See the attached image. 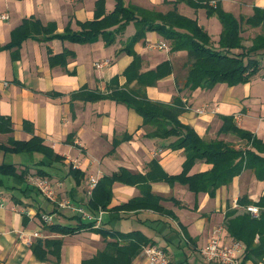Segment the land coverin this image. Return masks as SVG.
<instances>
[{"label": "crops", "instance_id": "obj_1", "mask_svg": "<svg viewBox=\"0 0 264 264\" xmlns=\"http://www.w3.org/2000/svg\"><path fill=\"white\" fill-rule=\"evenodd\" d=\"M98 1L0 0V15L9 17L0 20V119L8 123L0 122V166L15 169L13 175L0 172V198L4 201L0 208V264H82L109 255L107 245L116 242L111 236L117 235L123 246L128 240L119 235L132 233L165 249L170 264H220L207 262L201 254L212 233L220 228L223 245L241 243L236 253L239 264H264V257L245 260L246 246L233 236L254 217L248 207L259 208V216L264 213V179L245 170L214 195L169 182L182 174L187 161L184 149L170 146L177 138L164 136L171 126L145 125L143 118L117 97L121 91H132L154 103L183 107L179 121L202 139L253 150L246 141L219 131L222 117H232L240 129L264 142L262 79L181 92L188 74L187 52H172L171 42L157 31L147 30L140 40L132 41L141 15L153 22L155 15L175 12L197 21L219 49L222 25L216 15H208V9L218 7L238 19L249 18L255 8L264 9V0H120L124 7L136 11L138 20L113 26L91 43L67 39L81 33L83 24L95 21ZM102 1L100 20L117 5V0ZM25 22L28 25L24 27ZM262 32V28L243 25L242 45L250 48ZM23 33L29 38L22 40ZM159 44L167 48L154 47ZM259 60L264 65V52ZM199 109L205 113L197 114ZM34 138H39L45 149L15 151L11 147L12 141ZM255 151L264 157V152ZM212 167L198 160L189 176ZM39 170L47 176L38 174ZM92 176L102 183L94 198L104 202L109 197L110 201L102 225L73 235L52 232L53 225L74 228L88 222L58 211L38 192L35 178H47L59 198L95 213L89 208L93 196L88 195V180ZM156 197L162 199L163 212L131 204L152 203ZM44 213L54 214L53 225H43ZM103 232L109 235L107 240ZM39 241L44 253L38 256L44 260L32 251ZM55 243L60 245L49 250ZM254 243H259V234ZM146 246L131 264H148L143 252Z\"/></svg>", "mask_w": 264, "mask_h": 264}, {"label": "trees", "instance_id": "obj_2", "mask_svg": "<svg viewBox=\"0 0 264 264\" xmlns=\"http://www.w3.org/2000/svg\"><path fill=\"white\" fill-rule=\"evenodd\" d=\"M102 3V0L97 2V17L95 21L83 24L81 33L69 36L67 39L77 43H91L113 26L118 25L123 27L132 21L138 20L135 17L136 11L124 7L120 0H117L115 11L100 20ZM208 15H216L222 25V33L218 42L219 49L213 46L210 36L198 25L197 21L187 19L175 12L167 16L155 15V21L153 22L146 16L141 15L142 18L136 22L138 31L132 44L140 40L147 30H152L157 31L166 40L171 42L172 52H187L188 74L181 92L186 89L195 91L199 88L211 90L218 84L234 87L250 83L255 78L261 79L264 73V65L261 64L259 56L261 52H264V9L255 8L253 16L249 18L240 17V19L218 7L216 9L209 8ZM27 25L28 22L23 24L24 27ZM243 25L251 26L252 28H262L263 31L261 35H258L253 40V45L250 48H245L242 45L241 33ZM23 26L16 31L19 33ZM25 38H29L27 33L21 35L22 40ZM107 42L109 44L113 43V41L108 40ZM233 50H241V53H233ZM117 97L120 102L133 108L143 118L145 125L156 124L157 127L162 125L165 128L168 125L171 126L170 130H165L164 136L177 138L170 146L174 150L184 149L187 161L182 174L169 178V182H179L188 186L195 193L207 192L210 195H214L218 188L230 184L235 177L240 176L245 170H252L259 179H264V157H261L255 151L264 152V142L253 134L240 129L233 123L232 117H222L223 126L219 134L235 135L239 139L246 141L247 145L253 148V150H241L235 145L224 141H206L202 139L193 128L179 121L178 117L183 113V107L175 108L154 103L144 96L134 94L132 91H121L117 93ZM0 122L8 125L4 119H0ZM153 135L156 136L155 133ZM11 147L15 151H38L45 149L39 138H34L28 142L12 141ZM198 160H203L213 167L207 172L189 176L190 170ZM0 172L3 174L9 172L13 175L15 169L13 166L3 165L0 166ZM38 174L43 177L47 176L42 170H39ZM101 185L102 183L99 180L90 202L89 208L92 211H96L95 213L100 208L104 210L110 202L109 197L104 202H98L94 198V193ZM1 186L2 182L0 180V188ZM161 201V198L156 197L152 200V203L134 201L131 204L134 205L136 203L140 208L151 207L157 212H163V208L160 206ZM260 216V219L253 217L248 227L243 226L241 233L235 231L233 234L238 241H242L246 246L247 254L244 258L245 260H250L255 256L262 260L264 257V213L260 214ZM87 229L91 231L96 230L93 223L83 224L81 222L74 228L62 227L60 225H53L50 228L52 232H58L63 235H73ZM101 234L104 240H107L109 235L104 232ZM256 234H259L258 244L254 243ZM111 237L116 239V242H109L107 245L111 251L109 255L101 254L90 261H83L82 264H131L144 245H155L139 233L120 234L119 237L122 240H128L123 246L119 245L117 235ZM45 245L47 247V243ZM55 245L60 244H52L48 249L50 250ZM41 247L42 244L39 241L32 248V251L39 259L44 260L43 257L40 258L38 256L40 252L44 253Z\"/></svg>", "mask_w": 264, "mask_h": 264}, {"label": "built area", "instance_id": "obj_3", "mask_svg": "<svg viewBox=\"0 0 264 264\" xmlns=\"http://www.w3.org/2000/svg\"><path fill=\"white\" fill-rule=\"evenodd\" d=\"M215 4V3H214ZM8 15H0V20L8 19ZM157 47L159 50H164L167 48L166 44H159ZM102 64H98V68L102 67ZM264 81V73L261 77ZM197 114L203 115L205 113L204 109H199L196 111ZM236 120L240 119V115H236ZM89 190L88 195L91 197L93 191L96 188L99 179L98 177L92 176L88 180ZM34 186L40 194H42L52 205H54L58 211H63L75 215L76 217L88 222L93 223L95 228H99L102 225L103 217L105 211L99 209L97 213H92L87 211L83 206L77 205L70 200L61 199L57 193L56 188L52 183L43 177H36L34 180ZM60 186V185H59ZM0 208H4V201L0 198ZM247 211L254 217L259 216V208L248 207ZM43 225L51 226L54 224V214L44 213L41 216ZM222 229H218L212 233L211 239L208 244L201 250V254L207 262H218L220 264H239L236 258V253L241 250V243L235 242L232 245L222 244ZM146 262L148 264H170V260L167 256L165 249L159 247L158 245H148L143 249Z\"/></svg>", "mask_w": 264, "mask_h": 264}, {"label": "rangeland", "instance_id": "obj_4", "mask_svg": "<svg viewBox=\"0 0 264 264\" xmlns=\"http://www.w3.org/2000/svg\"><path fill=\"white\" fill-rule=\"evenodd\" d=\"M212 3H213V5H214L215 2H212ZM210 6H212V4H210ZM212 7H213V6H212ZM257 79H258V78H257ZM235 117H236V116H235ZM235 120H236V118H235ZM22 159H25V155L22 156Z\"/></svg>", "mask_w": 264, "mask_h": 264}]
</instances>
